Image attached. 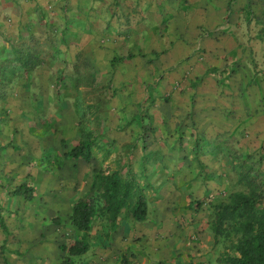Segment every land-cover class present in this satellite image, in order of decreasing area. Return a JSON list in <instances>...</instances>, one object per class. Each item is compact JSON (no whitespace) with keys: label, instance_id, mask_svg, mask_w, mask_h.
I'll return each instance as SVG.
<instances>
[{"label":"rangeland","instance_id":"rangeland-1","mask_svg":"<svg viewBox=\"0 0 264 264\" xmlns=\"http://www.w3.org/2000/svg\"><path fill=\"white\" fill-rule=\"evenodd\" d=\"M98 170L140 175L147 217H94L76 264L236 254L213 205L250 170L264 208V0H0V264H60Z\"/></svg>","mask_w":264,"mask_h":264},{"label":"trees","instance_id":"trees-1","mask_svg":"<svg viewBox=\"0 0 264 264\" xmlns=\"http://www.w3.org/2000/svg\"><path fill=\"white\" fill-rule=\"evenodd\" d=\"M132 56H118L113 61H124ZM92 143L89 139L81 140L67 147L64 156L89 162L92 158ZM239 175V180L244 182L248 192L233 193L228 201L213 205L214 237L217 239L221 236L232 241L231 247L236 254L227 256L223 260L224 264H264V208L257 206L263 197L262 191L258 189L255 177L250 175V170L241 171ZM146 189V184L140 181V175L132 171H96L91 189L73 203L69 215L71 224L84 234L60 244L63 253L60 264H76L75 258L87 252L89 242L85 233L94 217L104 218L111 226L116 224L121 213L130 222L144 221L148 212ZM8 194L31 200L33 187L20 183L8 189ZM200 205L201 201L198 200L192 204L194 208ZM120 264H126L125 258L121 259Z\"/></svg>","mask_w":264,"mask_h":264}]
</instances>
